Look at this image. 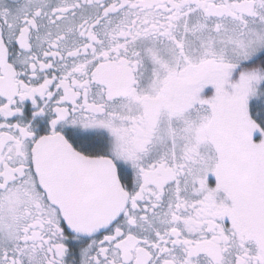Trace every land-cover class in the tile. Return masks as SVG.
Listing matches in <instances>:
<instances>
[{
  "label": "snow or ice",
  "instance_id": "6c2138e0",
  "mask_svg": "<svg viewBox=\"0 0 264 264\" xmlns=\"http://www.w3.org/2000/svg\"><path fill=\"white\" fill-rule=\"evenodd\" d=\"M0 264H264V0H0Z\"/></svg>",
  "mask_w": 264,
  "mask_h": 264
}]
</instances>
